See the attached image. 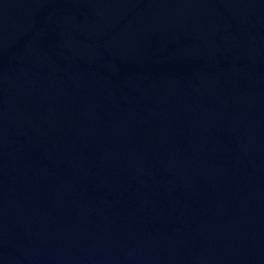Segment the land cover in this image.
<instances>
[{"label": "water", "instance_id": "1", "mask_svg": "<svg viewBox=\"0 0 264 264\" xmlns=\"http://www.w3.org/2000/svg\"><path fill=\"white\" fill-rule=\"evenodd\" d=\"M0 264H264V0H0Z\"/></svg>", "mask_w": 264, "mask_h": 264}]
</instances>
